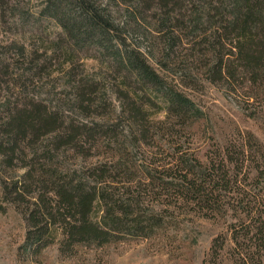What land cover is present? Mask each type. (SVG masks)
Here are the masks:
<instances>
[{"label":"trees","instance_id":"16d2710c","mask_svg":"<svg viewBox=\"0 0 264 264\" xmlns=\"http://www.w3.org/2000/svg\"><path fill=\"white\" fill-rule=\"evenodd\" d=\"M2 1L0 15L9 7ZM114 1L124 8L123 23L113 24L97 0L54 1L41 13L64 31V75L83 122L32 101L0 120V213L10 205L25 224L23 262L55 245L72 263L91 248L156 237L164 212L178 205L218 208L216 181L228 187L238 164L227 152L202 165L183 149L196 140L203 113L180 87L191 89L202 75L244 106L264 102V0ZM83 51L98 61L101 80H110L118 112L103 81L76 67ZM159 112L163 119H154ZM117 120L122 129L107 126ZM157 143L173 153L157 159Z\"/></svg>","mask_w":264,"mask_h":264},{"label":"rangeland","instance_id":"374dc122","mask_svg":"<svg viewBox=\"0 0 264 264\" xmlns=\"http://www.w3.org/2000/svg\"><path fill=\"white\" fill-rule=\"evenodd\" d=\"M8 1L9 7L0 15V120L8 108L21 109L32 101L65 118L83 122L73 108L69 79L64 75L67 64H63L60 51L64 31L55 21L41 16L47 6L60 0ZM97 1L107 6L113 24L125 22L124 8L118 1ZM137 45L134 43L142 49ZM89 55L93 54L80 52L76 67L83 75L101 80L98 61ZM148 63L163 79L171 77V71L162 70L152 61ZM205 77H196L191 89L180 87L203 113L196 140H188L182 147L195 152L202 165L227 152L237 162L232 170L228 166V187L216 181L221 197L218 208L178 205L164 212V225L156 237L124 239L118 244L91 248L72 263L60 257L53 245L30 263L18 256L25 224L12 206L4 205L5 211L0 213V264H264V102L249 101L244 106L233 98L226 85H214ZM106 81L109 82L102 79L100 87L106 88V95L118 112V103L108 87L111 82ZM154 119H163V112ZM98 121L89 119L88 123ZM115 125L118 129L124 127L118 120L107 126ZM249 137H253L250 142ZM242 150L247 157L244 162ZM172 151L161 147L162 155L157 159L169 157ZM215 176L221 178L222 173ZM143 208L152 209L144 204ZM246 230L250 241L245 240ZM244 253L247 257L243 261Z\"/></svg>","mask_w":264,"mask_h":264}]
</instances>
